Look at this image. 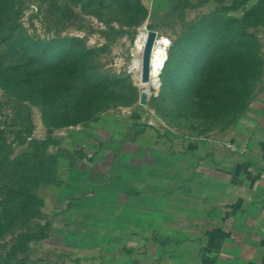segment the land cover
<instances>
[{
  "label": "rangeland",
  "instance_id": "rangeland-1",
  "mask_svg": "<svg viewBox=\"0 0 264 264\" xmlns=\"http://www.w3.org/2000/svg\"><path fill=\"white\" fill-rule=\"evenodd\" d=\"M18 22L35 42L28 62L37 71L15 84L26 55L0 46L11 77L0 88V143L11 145L0 187L15 186L36 154L56 163L33 190L34 209L0 230V253L19 232L47 225L19 264H202L203 192L217 186L207 172L248 159L242 148L264 117V0H22ZM147 30L157 34L159 73L140 104L141 70L130 63ZM62 38L72 47L46 51ZM88 48L97 74L83 84L71 63ZM67 90L69 101L49 105L45 118L36 101Z\"/></svg>",
  "mask_w": 264,
  "mask_h": 264
},
{
  "label": "crops",
  "instance_id": "crops-1",
  "mask_svg": "<svg viewBox=\"0 0 264 264\" xmlns=\"http://www.w3.org/2000/svg\"><path fill=\"white\" fill-rule=\"evenodd\" d=\"M245 157L218 163L208 174L215 189L204 190L209 205L201 232L202 264H264V117ZM213 182L214 180H212ZM208 181H210L208 179ZM203 211V210H202Z\"/></svg>",
  "mask_w": 264,
  "mask_h": 264
},
{
  "label": "trees",
  "instance_id": "trees-1",
  "mask_svg": "<svg viewBox=\"0 0 264 264\" xmlns=\"http://www.w3.org/2000/svg\"><path fill=\"white\" fill-rule=\"evenodd\" d=\"M21 12L22 0H0V46L9 45L11 50L4 52L11 56L15 55L17 52L24 53L26 56H20L19 58L22 61L26 60L27 66L29 65V68L27 67L29 69L28 72H25L22 76H17L15 84L21 81L30 82L37 71L31 69L32 65L30 63L33 60L35 61V59H33L35 58L33 52L36 51L35 42H33L28 37L27 39H24L21 35V28L18 22ZM102 35L105 39H110V35L107 31H102ZM74 40V38L49 40L45 45L47 46L46 51L54 50L57 47L66 50V48L68 49L72 47L71 41ZM95 51L96 50L92 48L84 49L81 58L79 55V58L71 63L74 65V69L77 70L76 81H80L81 83L85 84L93 79L92 77L96 76V71L93 70L94 68L88 64L91 57L95 54ZM5 59L7 58H3V60ZM6 66V64L1 62L0 58V88L8 91L9 88L7 85H9L11 77L7 75L8 67ZM17 68L18 67H16L15 70ZM50 73H53L52 70L47 69L44 71V75H47L49 78L58 76L57 73L52 75ZM65 86H67V84ZM53 93L57 92L54 91ZM69 99L70 94L67 90L61 94H58L54 99L46 102L37 100L36 103L41 105L42 114L46 118V116L49 115V105H63L66 104ZM22 127L26 132V136H29L31 129L28 119H23ZM22 140H24V138H22ZM51 142H53L51 139L39 142L34 141L32 142V146L35 147L36 151H39L40 148H47ZM10 153L11 145L7 144L5 140H2L0 143V172L5 169L6 165L8 164ZM55 161V156L49 155L45 158H41L39 154H36L33 160L27 164L18 175L15 176L17 179L15 186L7 187L5 189L0 187V230L2 232L4 230L11 229L14 225H16L23 215L28 214L32 209H34V206L37 204L38 200L36 199L33 190L36 186H38L39 183L49 181L51 179V175L53 174L56 163ZM46 227L47 225H37L35 230L30 229L19 232L13 238L14 241L7 251L4 254L0 253V264H19L20 261L16 259L17 255L23 253L27 249L28 242L45 238L46 232L44 229Z\"/></svg>",
  "mask_w": 264,
  "mask_h": 264
},
{
  "label": "water",
  "instance_id": "water-1",
  "mask_svg": "<svg viewBox=\"0 0 264 264\" xmlns=\"http://www.w3.org/2000/svg\"><path fill=\"white\" fill-rule=\"evenodd\" d=\"M156 35L157 34L155 31L147 30V38L140 59V83L142 84L139 95L140 104L146 103V97L148 94L146 84L151 82V84L155 86L157 83H155L154 80H151V74L153 72V68L151 67V52ZM133 60L134 59H131L130 65L132 64Z\"/></svg>",
  "mask_w": 264,
  "mask_h": 264
},
{
  "label": "bare ground",
  "instance_id": "bare-ground-1",
  "mask_svg": "<svg viewBox=\"0 0 264 264\" xmlns=\"http://www.w3.org/2000/svg\"><path fill=\"white\" fill-rule=\"evenodd\" d=\"M156 37H157V35H156ZM147 38V37H146ZM155 40H156V38H155ZM155 40H154V42H155ZM146 41V40H145ZM153 46H154V43H153ZM144 48V47H143ZM152 49H153V47H152ZM164 51H165V49H164ZM151 54H152V52H151ZM165 59V58H164ZM164 59L162 60V64H163V61H164ZM135 61H137L138 63H139V66L138 67H136V68H140V59H134L133 60V62H132V64H131V66L133 65V63L135 62ZM162 64H161V66H162ZM151 67H152V63H151ZM153 68V67H152ZM161 68V67H160ZM159 73V71L157 72V74ZM157 74H155V69L153 68V72H152V74H151V80H155V78H156V75ZM142 86V84L140 83V87ZM141 90V89H140Z\"/></svg>",
  "mask_w": 264,
  "mask_h": 264
}]
</instances>
